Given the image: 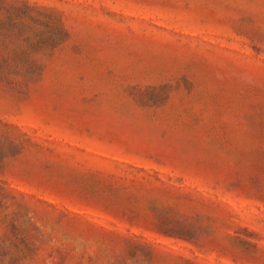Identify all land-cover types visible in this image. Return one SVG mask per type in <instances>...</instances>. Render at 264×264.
I'll return each mask as SVG.
<instances>
[{
	"label": "rangeland",
	"instance_id": "rangeland-1",
	"mask_svg": "<svg viewBox=\"0 0 264 264\" xmlns=\"http://www.w3.org/2000/svg\"><path fill=\"white\" fill-rule=\"evenodd\" d=\"M0 264H264V0H0Z\"/></svg>",
	"mask_w": 264,
	"mask_h": 264
}]
</instances>
